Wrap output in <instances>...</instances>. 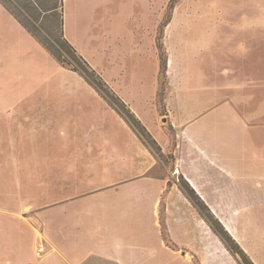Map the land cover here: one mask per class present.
<instances>
[{"label":"rangeland","instance_id":"rangeland-1","mask_svg":"<svg viewBox=\"0 0 264 264\" xmlns=\"http://www.w3.org/2000/svg\"><path fill=\"white\" fill-rule=\"evenodd\" d=\"M1 1L61 60L77 66L60 42V22L67 12L75 44L70 43L134 106L158 143L166 134L170 137L161 159L164 169L154 173L170 178L184 192H153L155 183L139 176L148 162L146 149L154 151L124 116L109 111L102 95L106 104L85 92L89 111L97 107L100 113L86 117L83 131L28 133L23 140L22 134L2 124L0 113V264H66L65 255L89 262L79 241L95 234L99 222L95 200L102 193L110 196L109 201L117 200L109 220L144 222L152 241L158 237L156 220L167 243L182 256L197 257L200 264H241V256L228 249L211 227L209 211L231 235L228 226L238 227L239 233L232 236L240 245L241 236L246 237L253 255L263 253L264 226L258 223L264 221V192H224L225 182L218 181L217 189L205 197L195 191L205 207L174 165L179 141L193 144L200 156L228 168L229 126L247 124L264 133V0H180L165 27L161 42L172 56L171 101L182 120L217 108L218 132H213L210 143L207 132L185 131L179 138L168 124L170 112L158 116L153 106L157 34L170 0ZM204 126L208 118L202 119L201 129ZM50 135L56 142L49 140ZM252 136L257 139L256 133ZM258 140L264 141V136ZM131 187L139 192H127ZM181 221L194 227L186 228ZM172 237L187 244H177ZM56 250L59 258L52 262L48 253ZM168 256L160 262L192 264Z\"/></svg>","mask_w":264,"mask_h":264},{"label":"crops","instance_id":"crops-1","mask_svg":"<svg viewBox=\"0 0 264 264\" xmlns=\"http://www.w3.org/2000/svg\"><path fill=\"white\" fill-rule=\"evenodd\" d=\"M68 27V14L64 11V34L69 42L75 44L69 35ZM171 59L172 56L169 55L168 67ZM170 85L168 76L166 93V103L170 112L168 117L178 133V137H182L181 133L185 131L197 132V135L208 133L210 143L211 135L218 132L217 108L208 109V112H205L202 117L193 118L190 116L188 119L182 120V116H179L181 112L179 114L171 101L172 89ZM157 89L158 80L155 86L153 106L158 116H161L155 104ZM86 91H90V96L101 99L106 104L107 101L84 76L63 66L17 15L0 0V113L3 117L2 124L9 129L11 127V130L8 131L22 134L20 138L23 140H25L24 134L28 133L57 135L66 134L74 129L83 131L86 117L88 115L97 116L100 113L97 107L89 111L88 104L84 101ZM181 93L184 96L185 92ZM107 105L110 112H117L108 102ZM129 106L136 114L138 113L134 106L131 104ZM230 113H232L231 116L237 117L233 112ZM206 118H208V126L201 129L202 119L206 120ZM161 127L163 128V126ZM227 129L232 145V147H228V149H232L231 152L227 151L230 157L228 168L222 165L218 167L212 158L206 159L200 156L197 147H194L193 144H188L186 147L184 146L186 143L179 141L175 152L177 170L183 173L190 185L202 197H205L206 192L217 189L218 181L225 182L224 192H247V195L248 192H264V141L258 140L264 136L263 131L259 130V127L247 124L240 128L233 124ZM253 133L257 134L256 140L252 139ZM49 140L56 142V136L50 135ZM159 144L162 151L166 153L170 145V137L166 134ZM198 147L204 149L201 146ZM187 149L190 150L189 155L185 151ZM145 156H148V162L144 168L139 170L138 174L146 177L147 181L155 183L156 190L153 192H184L179 185L170 184V178L154 173L157 170L161 171L165 166L158 155L146 149ZM202 159L208 161L206 163L210 166L209 168L204 166ZM206 175L208 178L205 177ZM218 175H223L224 178L219 179ZM127 192L139 191L131 187ZM109 197L107 193H102L98 200H95L99 209V222L95 234L88 238H81L79 241L83 251L87 250L89 253V262L65 255L66 264H162L161 259L168 255V257L185 258L194 264V259L178 254L180 249L167 243L165 236L162 235V228L156 223V220L153 223L158 235L154 239L155 241L146 236L145 229L149 227L144 222L116 223L109 220L110 212L115 210L117 204V200L109 201ZM112 203L114 206H111ZM181 223L185 224L184 221ZM170 224L171 222H169V226ZM258 224L264 226V221H260ZM185 225L186 228L194 227V224L190 225L188 222ZM199 227L198 224L196 231L198 236ZM228 229L234 237L239 233L238 227L232 223ZM172 241L180 245L187 244L179 242L173 237ZM240 243L256 264H264V251L263 253L258 251L256 255H253L246 237L241 236ZM57 252L58 250L56 252L49 251V257H51L49 260L56 261L55 259L59 258Z\"/></svg>","mask_w":264,"mask_h":264},{"label":"trees","instance_id":"trees-1","mask_svg":"<svg viewBox=\"0 0 264 264\" xmlns=\"http://www.w3.org/2000/svg\"><path fill=\"white\" fill-rule=\"evenodd\" d=\"M180 0H170L168 5V10L166 17L163 22L160 24L157 34V48H158V57H159V71H158V89L155 97V104L157 107V111L160 115H167V103H166V93H167V85H168V54L166 49L164 48L161 39L163 38V34L165 31V27L170 23L173 15V10L176 4ZM3 2V1H2ZM57 8V7H54ZM60 39H62L61 45L66 50L67 54L70 55L74 61L78 64L77 66H70L69 63H65V61L61 60V58L53 52V50L40 38H38L27 26V28L34 34L41 43L58 59V61L80 75L84 76L90 84H92L98 92L105 97L108 101L109 105L117 110L125 119L133 126V128L138 132V134L144 139V141L152 148L155 154L162 159L164 152L158 141L151 134L148 128L144 125L142 120L136 115V113L130 108V106L123 100L121 96H119L97 73V71L91 66V64L86 60V58L76 49V47L68 41L64 34V15L62 14L61 22H60ZM168 124H171L169 122ZM172 125V124H171ZM175 166V165H174ZM171 184V180L169 182ZM188 183V182H187ZM189 185V183H188ZM190 186V185H189ZM192 192L196 194L195 190L191 188ZM198 200L205 205L203 200L197 196ZM206 207V205H205ZM207 209H209L207 207ZM208 221L211 224L213 230L220 236V238L224 241L228 249H230L234 254H239L241 256V264H256L250 255L245 251V249L233 238V236L224 229L221 225L220 221L215 218L214 214L211 211L206 215ZM194 264H200L198 262L197 257L194 258Z\"/></svg>","mask_w":264,"mask_h":264}]
</instances>
